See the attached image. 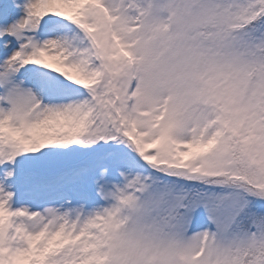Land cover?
Returning <instances> with one entry per match:
<instances>
[{
    "label": "snow or ice",
    "instance_id": "snow-or-ice-1",
    "mask_svg": "<svg viewBox=\"0 0 264 264\" xmlns=\"http://www.w3.org/2000/svg\"><path fill=\"white\" fill-rule=\"evenodd\" d=\"M0 264H264V0H0Z\"/></svg>",
    "mask_w": 264,
    "mask_h": 264
}]
</instances>
